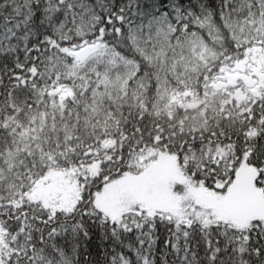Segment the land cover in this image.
Segmentation results:
<instances>
[{
	"label": "snow or ice",
	"instance_id": "6c2138e0",
	"mask_svg": "<svg viewBox=\"0 0 264 264\" xmlns=\"http://www.w3.org/2000/svg\"><path fill=\"white\" fill-rule=\"evenodd\" d=\"M0 264H264V0H0Z\"/></svg>",
	"mask_w": 264,
	"mask_h": 264
}]
</instances>
